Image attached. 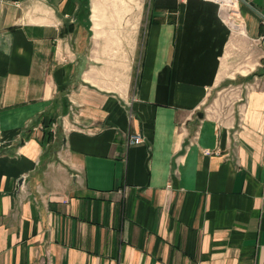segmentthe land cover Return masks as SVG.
I'll use <instances>...</instances> for the list:
<instances>
[{
  "label": "crops",
  "instance_id": "1",
  "mask_svg": "<svg viewBox=\"0 0 264 264\" xmlns=\"http://www.w3.org/2000/svg\"><path fill=\"white\" fill-rule=\"evenodd\" d=\"M235 1L149 0L124 86L90 0H1L0 264H264V0Z\"/></svg>",
  "mask_w": 264,
  "mask_h": 264
},
{
  "label": "rangeland",
  "instance_id": "2",
  "mask_svg": "<svg viewBox=\"0 0 264 264\" xmlns=\"http://www.w3.org/2000/svg\"><path fill=\"white\" fill-rule=\"evenodd\" d=\"M214 1L224 5L229 13H234L229 5L233 3L234 7L235 0H228V4H224L227 0ZM148 7L149 0H90L95 19L100 17L102 23L101 30L90 32V50L93 58L110 70L112 83L122 80L126 86L128 79H132L133 69L140 56L142 24ZM234 33L222 57L223 71L229 76L245 72L251 67L245 37L235 36ZM206 102L208 106L210 100Z\"/></svg>",
  "mask_w": 264,
  "mask_h": 264
},
{
  "label": "built area",
  "instance_id": "3",
  "mask_svg": "<svg viewBox=\"0 0 264 264\" xmlns=\"http://www.w3.org/2000/svg\"><path fill=\"white\" fill-rule=\"evenodd\" d=\"M1 2V0H0ZM143 141V136L141 133H130L128 136V143L129 144H139ZM209 153V151H205Z\"/></svg>",
  "mask_w": 264,
  "mask_h": 264
},
{
  "label": "bare ground",
  "instance_id": "4",
  "mask_svg": "<svg viewBox=\"0 0 264 264\" xmlns=\"http://www.w3.org/2000/svg\"><path fill=\"white\" fill-rule=\"evenodd\" d=\"M229 3V1L227 0L224 4H228ZM229 8L231 9V10H234V12L236 11V7H233V3H230V5H229ZM223 10H224V8H223ZM230 14H232V13H230ZM234 14V13H233ZM223 15H224V12H223ZM235 15V14H234ZM94 27H95V29H97V27H96V24H94ZM96 31V30H95Z\"/></svg>",
  "mask_w": 264,
  "mask_h": 264
},
{
  "label": "trees",
  "instance_id": "5",
  "mask_svg": "<svg viewBox=\"0 0 264 264\" xmlns=\"http://www.w3.org/2000/svg\"><path fill=\"white\" fill-rule=\"evenodd\" d=\"M49 139H51V136L49 135Z\"/></svg>",
  "mask_w": 264,
  "mask_h": 264
}]
</instances>
